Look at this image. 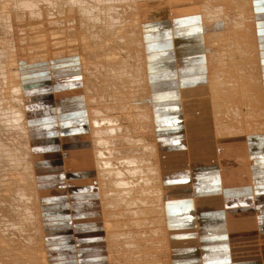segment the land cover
<instances>
[{"label": "bare ground", "instance_id": "1", "mask_svg": "<svg viewBox=\"0 0 264 264\" xmlns=\"http://www.w3.org/2000/svg\"><path fill=\"white\" fill-rule=\"evenodd\" d=\"M97 1L101 0H96L97 4L93 2L94 5L88 0L54 1L66 10L63 12L66 15L63 19L67 20L64 24L50 19V14L43 11L45 17L42 16L50 28L61 27L59 29L67 30L65 35L69 36L60 37L61 33L54 32V35L53 32L48 34L47 29L42 31L44 33L39 30L41 35H35L38 41L32 40L33 46L28 47L31 56H37L35 60L23 58L18 50L16 54L15 45L12 46L13 42L10 45L8 37L0 38V264H59L54 260L56 253L50 249L48 234H55L54 231L61 228L67 230L63 225H57L55 229L53 223L46 220L49 215L45 213L49 207L46 204L52 198L45 190L50 184L41 185L38 181L43 164L36 163L34 154L39 153L36 147L41 142L37 141L40 135L31 129L36 123L31 119L43 112L34 115L32 108L53 107L44 116L53 115L57 120V134L62 146L60 150L55 148L54 152L60 151L63 157L60 164L65 166V181L61 182L63 186L53 184L52 190L64 188L66 195H61L62 199L73 211L77 205L81 206L78 212L86 209L95 211L94 208L102 211L104 230L100 229L101 223L89 224L92 230H98L93 231L100 235L97 244L84 250L76 241L77 264H80L77 261L80 258L93 264H117L122 259L128 261L127 264H177L173 259L180 248L175 244L180 240L177 242L172 238L169 231L166 204L173 198L168 191L191 188L187 192L190 194L182 192L180 197L199 195L196 194L195 177L206 176L205 172H211L214 167L220 169L224 186L241 188L239 186L249 185L255 192L256 185L264 181V164H261L263 169L256 170L260 159L254 157L251 146L263 149L264 138L257 137L252 144L246 139L242 144L233 142L243 129L245 134L264 133V67L259 63L264 62V37L261 33L264 14L257 11V0H223L222 3L219 0H182L183 9L177 8L176 0H154L160 4L167 3L166 16L172 17L158 16L159 11L154 12L157 16L150 13L153 5L149 3L154 2L150 0L142 6L147 15L142 14L145 12L140 6L141 10L131 9L138 8V0V5L135 3L130 9L116 0L117 6L102 4L101 12H104V6L108 8L103 10L109 11H105L103 17L95 10V7L100 8ZM226 1L232 4L234 9L231 10H236L235 13L226 9L229 4ZM195 2L200 5L196 14L200 16L199 26H195L196 18L189 8ZM91 4L94 8L90 7ZM4 6H0V31L9 33L11 14L6 11L9 6ZM137 11L142 15L139 16ZM181 11L185 17L180 15ZM56 16L57 13L54 18ZM169 22L171 27L165 29ZM161 35L164 37L162 40ZM70 36L76 37V44L72 38L69 39ZM51 37L53 39L49 40ZM167 50L168 54H163ZM170 54L172 58H169ZM59 59L62 60L55 61ZM41 68L48 69V72L38 71ZM34 71L39 72L38 76L35 77ZM201 85L209 89L197 90ZM45 89L53 92L52 98H42L49 95ZM188 98L193 100L184 103ZM177 100L182 104L176 105ZM160 101L170 102L181 109L180 125L177 120H171L168 126L181 130H177L181 135L177 140L178 148L173 143L166 145L159 141L157 127L159 123L165 124L155 116V106ZM258 103L262 106L256 110ZM250 104L252 112L244 111L243 107L248 105L249 108ZM83 109H86L85 119L88 121L87 134L70 136L59 130L63 120H59V114ZM237 121L243 123H239V128L235 127ZM255 121L261 124L254 125ZM16 133L23 140L17 141ZM41 149L42 152H52L47 148V151ZM86 151H91L90 161L93 162L87 172L91 180L93 178L89 184H95L99 192L92 191L93 199L83 205L84 201L76 202V205L74 194L69 190L72 185L78 188L87 180L81 177L71 179L73 172L69 170L72 166L70 162L71 167L67 166L66 158ZM226 168L233 172L236 181L223 176L222 171ZM185 172L191 179L187 184L174 185L166 181ZM221 194L224 197L216 196V199L224 203L225 190ZM57 195L60 194L56 193L53 198L58 201L61 197ZM85 196L86 193L78 198ZM89 218L92 222L95 216ZM36 228L41 240L36 239L32 232ZM256 234L264 237V233ZM260 241L248 240L244 247L258 245ZM238 242L232 241L231 252L235 258L240 255L235 253V247L242 246ZM262 243L259 252H254L255 264H264V240ZM162 246L168 247L171 261L158 257L159 252L165 249ZM106 251L108 260L104 261L107 263L94 259L105 255Z\"/></svg>", "mask_w": 264, "mask_h": 264}, {"label": "crops", "instance_id": "2", "mask_svg": "<svg viewBox=\"0 0 264 264\" xmlns=\"http://www.w3.org/2000/svg\"><path fill=\"white\" fill-rule=\"evenodd\" d=\"M263 1L264 0H257V11L262 14H264ZM261 33L264 37V28ZM45 91L46 93L49 92L48 89H45ZM160 102L161 103L155 106V116L158 117V121L164 122L165 124L159 123L157 127V131L159 132L160 138L159 141L161 144L166 145L173 143L178 148L177 140L181 137V135L179 134V132H177V130H181L177 128H169L168 126L171 120H177L178 123L180 114L179 112L181 109H177L174 106L168 105L165 102ZM54 117L55 116L51 115L50 118V115H47L34 117L31 119L36 122H34L35 125H33V128L31 129H33L32 132L34 134L37 133L38 135H40L38 139H40L41 136L44 138L50 133L54 132ZM58 118L59 120L63 118V120H61L62 129L59 128L61 132L71 134L70 136L87 134L89 128L87 125L88 121H86L85 119V111L70 110L68 111V113L59 114ZM179 125L180 123H178V126ZM52 127L53 129L50 130ZM242 140L245 141V138H235V140L232 141H237V143L242 144ZM45 144L46 143H41L39 146L36 147L39 153L36 152L35 160L36 163H39L40 165L43 164L44 166H41V174H39L37 177L39 183L41 185L45 183L47 185L50 184V186H48L49 188L45 190L47 192V196L49 195L48 197L52 198L49 200L50 203L47 202L46 204V206H49L45 209V212L49 213L46 220L53 223L52 226H54L55 229L57 225H69V229L64 231L62 228L57 229V231H54L55 234L50 235V249H52L55 253L58 252L57 255L68 254L72 256V251L74 252V250L77 251L78 249L76 248V241H78L79 248L84 247V250H89V247L93 246L91 244L93 241L92 236H96L97 240H99L100 237L99 234L93 233L95 229L91 230L92 228L89 225L93 222H95V224L100 223L99 219L97 218L98 214L96 216V208H94L95 211L88 212V210L86 209L87 212L86 210L83 212H78L77 209L81 208V206H78L76 204V202L81 203L82 201H84L82 202L83 205L86 201L93 199L94 196L91 193L92 191L98 192L96 190L95 184H89L90 182H93V178L91 180V177H89V174H87V172H89V165H93V162L90 161L92 154L91 151H86V153L82 155L70 156L66 158L68 162L67 166H72V169L69 170L73 172H71V179L77 180L79 179V177H81L83 180H87L84 181L82 186L79 185L78 188H75L74 185H72L73 187H71L69 190L71 194H74L73 202L77 205V207L74 206V208L76 209L73 211L72 209L67 207L68 202L62 199V196L66 195V191L64 190V188H56V190H52L55 187V185L53 184L63 186L61 182L65 181V178L63 177V175L65 174V166L60 164L61 159H63L60 154L61 152H42L41 148L47 146ZM257 156L261 160H258L256 165V170L259 171L263 169L261 167V164H264V152L256 153L254 155V157ZM86 157H89V160L85 161ZM69 162L71 166L69 165ZM222 172L223 176L227 177V179L228 177L234 178L233 172L228 170V168L224 169V171ZM205 173H207V175L204 177H202L201 175H197L195 177V179L197 180H195L196 194L199 195L193 198L192 196H186L187 198L180 197L182 195V192L187 193L191 190V188L187 189L186 191H184L186 188H175L173 190L171 189L170 191H168L170 193V198H173L171 200H167L166 204V217H168L169 231L172 232V238L176 239L177 242L180 240V242L178 243L180 248L177 249V256L173 260H175L177 264H234L233 262H235V264H255V260L252 259L246 260L247 262L234 261L233 258L235 257H233V254L231 253V245L232 241H242L244 239H248V233H251V225L258 224L261 231H264V181H260V183H258L259 185L257 186L259 187V189H257V191L255 192V197H253V195L250 193L249 185L239 186L241 188L238 189H242L240 190V192L237 191V189H232L233 187L231 186H224L222 174L218 167H214L211 172ZM174 176L176 177H171L166 181L169 183H173L174 185H183L185 183H189L191 180L189 174L186 172L181 173L180 175L176 174ZM89 185H91V187ZM224 190L226 193L229 192L227 193L228 196L226 197L227 202L224 200L225 204L222 200L218 198L216 199V196H218L219 198L224 197V195L222 196L221 194V192ZM56 193L60 194L57 196L61 198H58V201L55 199V203L51 200H54L53 196L56 195ZM85 193V198L79 200V195ZM187 194H190V192ZM91 210L93 209L91 208ZM64 211L68 212L66 213L67 215H65ZM84 213H86V215ZM92 215L95 216V218H93L92 222H90L91 220L89 217ZM50 219L53 220L51 221ZM86 225L88 226L84 228ZM89 227L90 229L86 230ZM73 230H77V232L74 233ZM95 231L98 232V230ZM199 232L201 233L199 234ZM263 240L264 238L261 240V242H263ZM250 241H252V239ZM184 242L186 244H184ZM238 243H241L242 246L240 248H236L235 246L234 247L236 249L235 253L240 254L239 257H248L250 252H253L251 248L244 247V243ZM79 254H81V252ZM94 259L98 261L97 257H95ZM64 261L66 263L76 264L74 262L72 263V260L65 259ZM77 261L78 263L82 262L83 264H86L88 262L85 261L84 258H80ZM96 261L93 260V262Z\"/></svg>", "mask_w": 264, "mask_h": 264}, {"label": "rangeland", "instance_id": "3", "mask_svg": "<svg viewBox=\"0 0 264 264\" xmlns=\"http://www.w3.org/2000/svg\"><path fill=\"white\" fill-rule=\"evenodd\" d=\"M3 1V2H2ZM1 2H0V6H4V5H7V6H4V8H6V7H8L9 6V4L8 3H10V8L8 7V8H6L7 10V13L9 12L11 15V19L9 18V23H10V28H11V32H9V33H4V32H2V31H0V38H1V36H5V37H8V39L10 40V42L9 43H11L10 45H12V42H13V47H14V45H15V47H14V49H15V53L17 54L18 52H17V50L22 54L21 56H23V58L24 57H27L28 59H30V60H32L33 58H34V60H35V58L37 57V56H31V52H30V49H28V47H30V46H33V42L37 39V37H35V35L37 36V35H41L40 34V32H39V30H41V32L42 31H45L46 32V29L48 30V31H50V32H48L47 31V33L49 34V33H51L52 34V32H53V34L55 35V33H61L60 35V37H67V36H69L68 34H67V36L65 35V33L67 32V30L66 31H64V29H63V31H61L59 28H61V27H52V28H50V26H49V24H48V22L46 21V19H44L43 18V11L44 12H47L48 14H50V19H57L58 21H62V23L64 24V23H66V21L67 20H65V19H63L66 15L65 14H63V12L64 11H66V10H64V9H62V8H64V7H60V5H58L57 3H55L54 1H58V0H8V1H6V0H2ZM17 1H19V2H17ZM20 1H24L23 2V4L22 3H20ZM35 1V2H34ZM86 2H87V0H85ZM131 1V2H130ZM136 1L137 0H119V3H121V4H126L127 5V8L128 9H130L131 7V5H133V4H135L136 3ZM140 1V2H139ZM150 1H154V0H150ZM149 1V2H150ZM169 1V0H168ZM180 1V2H179ZM221 1V3H222V1L223 0H219L218 2H220ZM92 3L93 4V2H95L96 3V0H88V3ZM99 4H100V8L99 9H97L96 7H95V10L98 12V15L100 14L101 16H103V17H105V15H106V12H109L108 11V9H107V11L106 10H103V9H105V7L106 6H117V2L118 1H116V0H101L100 2L99 1H97ZM112 2H113V5H112ZM127 2V3H126ZM138 2V4L140 3V5H138L137 3V5H138V8H137V6H135V7H132L131 9H133V8H136V9H134L135 11L136 10H141L145 5H144V3L145 4H147V3H149L148 2V0H147V2H144V1H142V0H138L137 1ZM156 2V4H153V3H155ZM172 2H174V1H172ZM181 2H182V0H176V4H177V8L179 7V9H183V5L181 4ZM183 2H185V0L183 1ZM226 2H228V1H226ZM2 3L4 4V5H2ZM7 3V4H6ZM30 3V4H29ZM34 3V4H33ZM109 3H111V4H109ZM118 3V6L120 7V4ZM131 3V4H130ZM142 3V4H141ZM150 2L149 3V5L151 4V5H153L152 7V9H149L150 11V13H154V12H157V11H159V15L158 16H166V14H167V12L165 13V10H166V8L168 7V5H167V3H166V5L165 4H160V2H158V1H154V2ZM191 3V2H190ZM229 4H227V10L228 9H234V8H232L233 6H232V4H230V2H228ZM20 4V5H19ZM51 4V5H50ZM57 4V5H56ZM91 4V8H94V4L92 5ZM97 4V3H96ZM102 4H105L106 6H104L103 8H102V11H104V12H101V7H102ZM50 5V6H49ZM53 5H55V6H53ZM129 5V6H128ZM191 4H189L188 6H190ZM195 5V6H194ZM192 7H195V9L194 8H192L191 6L189 7V8H191L192 10L190 11L192 14L191 15H193V16H195L194 18H196L195 19V26H199V24H201V22L199 23V20H200V16L199 15H196L197 13H198V11H199V6L200 5H198V3L196 4V2H195V4H194ZM196 5H197V7H196ZM59 6V7H58ZM62 6V5H61ZM93 6V7H92ZM134 6V5H133ZM141 7V9H140V7ZM143 6V7H142ZM221 6H223V4L221 5ZM229 6H230V8H229ZM26 7V8H25ZM97 7H98V5H97ZM130 7V8H129ZM182 7V8H181ZM224 7H226V6H224ZM222 8V9H225V8ZM19 8V9H18ZM27 8H28V10H27ZM30 8V9H29ZM45 8V9H44ZM106 8H108V7H106ZM198 8V9H197ZM8 9H10V10H8ZM26 11H25V10ZM46 9H47V11H46ZM55 9V10H54ZM65 9H66V7H65ZM241 9V8H240ZM22 12H21V11ZM30 10V11H29ZM35 10V11H34ZM62 10V11H61ZM148 10V9H147ZM226 10V11H227ZM230 10H228V11H230ZM239 10V9H238ZM51 11V12H50ZM62 12V14L63 15H61V12ZM78 11V10H77ZM106 11V12H105ZM196 13H195V12ZM227 11V12H228ZM231 11H235L236 12V10H231ZM240 11V10H239ZM35 12V13H34ZM37 12V13H36ZM54 12V13H53ZM74 12V11H73ZM111 12V11H110ZM137 12H139V16H141L142 14H148V13H146L147 11H145V8L144 9H142V12H145V13H140V11H137ZM137 12H135V13H137ZM161 12H162V14H161ZM184 12V11H183ZM183 12L181 11V14L180 15H182V16H186V14H184L183 15ZM222 12V11H221ZM233 12H229V13H233ZM234 12V13H235ZM29 13V14H28ZM56 13H57V15L58 16H56V18H54L55 17V15H56ZM60 15H59V14ZM65 13V12H64ZM68 13H71V12H68ZM105 13V14H104ZM51 14H55V15H51ZM97 14V13H96ZM107 14H109V13H107ZM155 15L157 14V13H154ZM221 14V13H220ZM43 15V16H42ZM14 16V17H13ZM64 16V17H63ZM153 16V15H152ZM157 16V15H156ZM170 17H172L171 15H169ZM169 16H166V17H169ZM45 17V16H44ZM96 17H97V15H96ZM100 16H98V18H99ZM154 17V16H153ZM18 18H20V19H18ZM59 18V19H58ZM100 20V19H99ZM98 20V21H99ZM102 20V19H101ZM38 24H37V23ZM99 22H101V21H99ZM170 23V24H169ZM167 25H166V28L165 29H167V27L168 28H170L171 27V22H169ZM51 24V23H50ZM39 25V26H38ZM41 25V26H40ZM54 25V24H53ZM37 27V28H36ZM26 28V29H25ZM28 28V29H27ZM43 29V30H42ZM25 32V33H24ZM55 32V33H54ZM36 33V34H35ZM37 33H39V34H37ZM42 33H44V32H42ZM31 34H33V36H32V38L33 39H30V35ZM57 34H56V36H57ZM52 37H55V36H53L52 35ZM51 37V39H49V40H52L53 38ZM160 37V36H159ZM70 38H72V40H74V41H72V42H74L75 44L77 43V39H76V37H69V39ZM77 38H78V36H77ZM164 37H162V35H161V40L163 39ZM8 40V41H9ZM28 40H30V43L28 42ZM33 40V42H31ZM36 41H38V40H36ZM18 44V45H17ZM27 44H30V45H28L27 46ZM32 44V45H31ZM34 48H36L37 49V47H34ZM72 48V47H71ZM22 49V50H21ZM36 50H34V52H35ZM173 51V50H172ZM36 52H38V50L36 51ZM162 54V53H161ZM163 54H168V50L166 51V53H164L163 52ZM50 56V55H49ZM173 56H171V54H170V56H169V58H172ZM167 57H165V58H163V59H161V61L162 60H164V59H166ZM60 60H62V59H59V60H55V61H57V62H59ZM259 63H261V65L264 67V62H259ZM38 71H44V72H48V69H44L43 70V68H41V69H38ZM38 73L39 72H36V71H34V74H35V77L36 76H38ZM172 76V75H171ZM174 78L175 79H179L178 78V76L176 75H174ZM199 88L200 89H197V90H205V88L208 90L209 89V87H204V88H202V85L201 86H199ZM91 89V88H90ZM99 90V89H98ZM101 91L103 90V93H104V89H100ZM99 90V91H100ZM94 91V90H93ZM61 92V91H60ZM90 92H92V90L90 91ZM47 94H49V95H44L42 98H52L53 97V92L51 91V92H48ZM105 94H107V93H105ZM193 100V99H192ZM192 100H190V98H188V99H184V103L185 102H187V101H192ZM34 102L36 101V99H34L33 100ZM37 101H38V99H37ZM177 103H178V105H180V104H182V101H180V100H177L176 101V105H177ZM168 105H171L170 104V102L169 103H167ZM253 105V104H252ZM260 105L262 106V104L261 103H258L257 105H256V110H258L259 108H260ZM248 106V105H247ZM247 106H244L243 107V110L244 111H246V110H248L249 111V113H251L252 112V106H251V104H250V107L249 108H247ZM52 108L53 107H41V108H39V109H35V108H32L31 109V112L33 111V114L34 115H37V113H38V115L40 114L39 112H43L42 114H40V116H44V114H45V112H48L49 110H52ZM223 108H224V110H226V107H225V105H223ZM85 112H86V109H83ZM82 110V111H83ZM241 110V109H240ZM236 113V112H235ZM86 114V113H85ZM40 116H38V117H40ZM46 116V115H45ZM51 118V117H50ZM54 121H55V127H54V132L51 134L52 136L50 137L49 135L48 136H46V137H42L41 139H37V141H39V142H41V143H46L45 145H47V146H45V147H43L44 149H50L52 152H54V150H55V148H59V150H60V148H61V146H62V141H61V139H60V137H58V135L59 134H57L58 133V131H57V127H56V123H57V120L56 119H54ZM240 123V121H237V126H235V124H234V126L235 127H237V128H239L241 125L239 124ZM247 123V122H246ZM263 123H264V121H263ZM254 125L255 124H261V123H257L256 121L253 123ZM248 125H251L250 124V122L248 121ZM53 129V127L50 129V130H52ZM244 131H245V129H243ZM243 130H242V134L241 135H237L238 137L237 138H245L246 140H249L250 141V143L252 144L253 142H256L255 140H256V138L257 137H263L264 138V133H262V132H257L256 134H254V135H252L251 133H247L246 132V134L245 133H243ZM151 132V131H150ZM150 132H148L149 134H148V136L149 137H151V133ZM259 133V134H258ZM16 135V139H17V141H19L20 142V140H23L22 138L23 137H21V135H19V133L17 134H15ZM252 135V136H251ZM257 135V136H256ZM18 136V137H17ZM39 136H37V138H38ZM18 138H20L19 140H18ZM151 139H152V137H151ZM229 139H231V138H229ZM229 139H227V141H229ZM258 139V138H257ZM16 141V142H17ZM226 141V142H227ZM263 141V140H262ZM264 142V141H263ZM40 143V144H41ZM60 143V144H59ZM39 144V145H40ZM253 148H252V153L253 154H256V153H261V152H264V148L263 149H259V147H256V148H254V146L253 145H251ZM47 149H46V151H47ZM36 154V153H35ZM35 154H34V159H35ZM40 165V164H39ZM42 165V164H41ZM40 165V166H41ZM42 167H44L43 165H42ZM48 173V172H47ZM259 175V174H258ZM259 177V176H258ZM231 180H232V182H234V181H236L237 180V178L235 179V177H234V179L233 178H231ZM259 180V179H258ZM258 182V181H257ZM233 189H237V191H239L240 192V190H242V189H238L237 187L236 188H233ZM257 189H259V187L256 185V189H255V192L257 191ZM96 190L99 192V189L96 187ZM249 190H250V193L253 195V197H255V192H253L254 191V188H249ZM234 192H236V191H234ZM227 193H229V192H227ZM227 193L225 192V200H227L226 199V197L228 196L227 195ZM55 200V199H54ZM53 200V201H54ZM54 202H56V201H54ZM87 208H89V207H87ZM101 209H100V211H97L96 212V214H98V219H99V222L102 224V226H103V219H102V215H101ZM46 213V212H45ZM47 214H49V213H47ZM88 225H86L84 228H86ZM101 226V228L100 229H102V230H104V226L102 227ZM252 226V228H250V231H251V233H248V237H250V236H253L254 238H248V239H244V240H242V241H239V242H242V243H244V245H245V242L247 241L248 242V240H251V239H254V240H258V242L260 241V240H262L264 237L262 236V235H258V234H256V233H264V231H261V229H260V227H259V225L258 224H256V225H251ZM63 227L64 228H66V229H69L68 227H69V225H63ZM84 228H83V230H84ZM263 228V227H262ZM37 229L38 228H36V230H33L32 232L36 235V239H38V240H41V238H40V236L39 235H37ZM63 229V228H62ZM264 229V228H263ZM92 230V229H91ZM229 231V230H228ZM74 232H77V230H74ZM91 232V231H90ZM95 232V231H94ZM97 232V231H96ZM100 233H102L103 234V236H104V233L103 232H100ZM99 234V233H98ZM252 234V235H251ZM48 235H53L52 233H50V234H48ZM74 236H75V234H74ZM159 237V236H158ZM100 238V237H99ZM103 238V237H102ZM155 238H157V237H155ZM160 238V237H159ZM104 239V238H103ZM47 240H48V237H47ZM92 243L91 244H97V238H96V236H92ZM144 240H146L147 241V239H144ZM49 243H50V240L48 241ZM145 241H143V243H144ZM261 242V241H260ZM179 243V242H178ZM175 244L176 246H178V247H180L179 246V244ZM235 243H237V242H235ZM234 243V244H235ZM255 243V242H254ZM68 244V243H67ZM148 244V243H147ZM184 244H186L185 242H184ZM260 244H263L262 242L261 243H259L258 245L256 244V245H253V246H250V245H248V247L249 248H251L252 250H253V252H250V254H249V256L251 257H237L236 259L235 258H233V260L234 261H236V262H238V261H244V262H247L246 260H249V259H255L256 258V256H254L253 257V255H256L254 252H259V250L261 249V246H260ZM40 245V244H39ZM50 245V244H49ZM149 245V244H148ZM233 245V244H232ZM232 245H231V251H232ZM145 246H146V248H147V245H146V243H145ZM247 247V246H246ZM68 248H69V246H68ZM162 249H164V250H162V252L160 251L159 252V258H161V259H165V261H167V262H169V261H171V254H170V251H169V249H168V247H166V246H162L161 247ZM78 250V249H77ZM153 250V249H152ZM166 250V251H165ZM255 250V251H254ZM167 252V253H165V252ZM110 252V251H109ZM58 253V252H57ZM57 253L55 254L56 255V257H54V260H57V263H59V264H70V263H66L64 260L65 259H67V260H72L71 262L73 263H76L75 261H76V259L75 258H77V251H75L74 250V252L72 251V253H73V255L71 256V255H68V254H65V255H57ZM154 253V252H153ZM156 253V252H155ZM162 253V254H161ZM232 253V252H231ZM62 254H64V253H62ZM107 254H108V251H106L105 252V255L103 256V255H101V257H98V261H103V262H106V261H104V260H108V256H107ZM163 254H165V255H163ZM163 255V257H161ZM168 255V256H167ZM263 255V257L262 256H258L259 258L260 257H262L263 259H262V261H263V263H264V254H262ZM240 256V255H239ZM106 258V259H105ZM168 258V259H167ZM257 259V258H256ZM122 261H124V263H128V261H126L125 259H122V260H120V261H118L120 264H122L123 262ZM116 262H117V260H116ZM118 262H117V264H118ZM122 262V263H121ZM244 262H242V263H244ZM249 262V261H248ZM256 262V261H255ZM82 263V262H81ZM80 263V264H81ZM107 263V262H106ZM234 264H235V262H233ZM52 264V263H51ZM77 264V263H76ZM83 264V263H82ZM86 264H93V263H91V262H87Z\"/></svg>", "mask_w": 264, "mask_h": 264}]
</instances>
